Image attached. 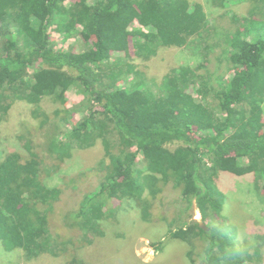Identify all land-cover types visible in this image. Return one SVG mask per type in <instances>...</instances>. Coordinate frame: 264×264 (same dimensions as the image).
Returning a JSON list of instances; mask_svg holds the SVG:
<instances>
[{
    "label": "trees",
    "instance_id": "trees-1",
    "mask_svg": "<svg viewBox=\"0 0 264 264\" xmlns=\"http://www.w3.org/2000/svg\"><path fill=\"white\" fill-rule=\"evenodd\" d=\"M64 1L0 0V122L19 100L29 104L38 128L52 114L47 147L56 159L43 165L29 139L26 154L0 159V243L27 260L66 253L69 264H79L67 245L75 251L91 245L106 223L131 208L146 223L165 220L168 236L190 247L189 264L259 260L251 241L264 240V232L235 247L219 185L222 171L252 175L264 196V0H250L244 16L228 12L241 0H209L225 10L216 18L191 0ZM52 29L75 44L56 48ZM162 47L189 50L195 64L148 81L136 61H151ZM71 89L83 97L78 103H69ZM46 97L60 106L42 109ZM97 141L103 154L87 171L62 185L43 183V170L57 172L73 150ZM92 174L97 187L84 194L82 178ZM169 186L181 207L168 222L151 206ZM75 194L80 201L66 208ZM194 203L208 230L189 220ZM60 215L63 228L53 223ZM219 218L226 231L213 224Z\"/></svg>",
    "mask_w": 264,
    "mask_h": 264
},
{
    "label": "rangeland",
    "instance_id": "rangeland-1",
    "mask_svg": "<svg viewBox=\"0 0 264 264\" xmlns=\"http://www.w3.org/2000/svg\"><path fill=\"white\" fill-rule=\"evenodd\" d=\"M191 1L200 2L205 12L211 18L225 14V10L212 7L209 0ZM69 2H72V0L64 1L65 4ZM89 2L91 3V1ZM249 7L250 0H241L239 4L231 6L228 12L230 16L233 14L244 16L247 15ZM226 25L229 24L226 23ZM132 26L139 27L137 22H134ZM49 34L50 39L57 43L55 45L56 48L62 47L66 49L68 46L74 45L76 41L69 39L64 42L63 36H59L54 29L50 30ZM176 48L162 47L158 52V57L151 61L137 59V67L147 73L146 77L148 81L154 83L155 80L160 82L162 76L171 67L182 63L195 64V58L189 50H177ZM32 68L30 67L29 71H32ZM82 98L75 89H71L67 97L70 104L78 103ZM28 105L25 101H17L10 108L6 119L0 122V159H3L7 153L12 151L26 154L23 142L29 139L40 155L43 165L55 163V154H51L47 147L50 136L48 129L53 122V115H50V122L48 124L38 128L39 124L37 126V121L32 118ZM59 106L60 104L54 102L50 97L44 98L41 102L42 109L48 112H53ZM262 110L264 115V102ZM102 154L103 150L100 141H97L92 147L73 150L71 157L66 158L61 163L60 169L57 172L48 174L44 170L42 171L41 177L43 183L48 187H53L62 185L64 178L66 181L68 180L67 182H70L73 177H77L78 173L85 172L92 167L101 159ZM98 174L82 178V185L80 187L82 193L85 194L97 187ZM220 176H223V179L220 181L221 185H219V188L226 198L223 210L224 215L227 216L226 225L230 224L231 228L229 232L234 238L233 243L235 247L243 246L245 248L249 245V236L253 233L255 234L257 231L264 232V196L260 191L258 194L255 192L252 175L236 176L222 171L220 172ZM68 187L69 185L66 188L69 189L70 187ZM177 195V191L173 187H167L161 196L155 199L151 210L156 211L159 209V214L167 216L169 222L177 217L178 214L176 212L181 207V205L173 203V199ZM80 199L81 196L75 194L69 197L63 204H67L66 208L72 210L74 208L72 206L77 205V201H80ZM188 213L191 217L189 220L194 219L199 223L206 224V222L202 221L201 213L198 211L195 203L193 206H190ZM138 214V209L131 208L120 212L116 217H113L115 221L108 219L107 222H110H103V224L106 223V226H104L103 232L105 234L102 237H95L91 245L84 243L76 251L68 244L67 252L76 254L73 257L77 259L75 263L79 264H189L186 252L190 247H186L182 241L168 236L165 220L163 222L146 223L138 217ZM253 220L258 223L253 225ZM219 221L222 222L223 218L212 222H214L213 224L218 229L226 231L224 230L226 226L219 223ZM63 222L61 215L56 216L53 220L56 226L62 228L65 226ZM208 222L210 223V221H207V224ZM202 243L194 251L200 249ZM251 244L253 247H258L261 251L259 260L254 261L252 264H264V240L252 238ZM70 261L74 260L66 253L57 257L45 255L37 260H27L20 249L7 250L0 243V264H69Z\"/></svg>",
    "mask_w": 264,
    "mask_h": 264
},
{
    "label": "water",
    "instance_id": "water-1",
    "mask_svg": "<svg viewBox=\"0 0 264 264\" xmlns=\"http://www.w3.org/2000/svg\"><path fill=\"white\" fill-rule=\"evenodd\" d=\"M200 226L203 227L205 230H208V226H206L204 223H200Z\"/></svg>",
    "mask_w": 264,
    "mask_h": 264
},
{
    "label": "clouds",
    "instance_id": "clouds-1",
    "mask_svg": "<svg viewBox=\"0 0 264 264\" xmlns=\"http://www.w3.org/2000/svg\"><path fill=\"white\" fill-rule=\"evenodd\" d=\"M206 225V224H205ZM207 226V225H206Z\"/></svg>",
    "mask_w": 264,
    "mask_h": 264
}]
</instances>
